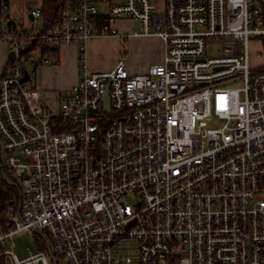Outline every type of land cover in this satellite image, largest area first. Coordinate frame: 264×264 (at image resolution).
<instances>
[{
	"label": "built area",
	"instance_id": "obj_1",
	"mask_svg": "<svg viewBox=\"0 0 264 264\" xmlns=\"http://www.w3.org/2000/svg\"><path fill=\"white\" fill-rule=\"evenodd\" d=\"M54 5L47 16L29 9L30 25H20L0 0V181L18 187L0 207V257L264 264V61L252 63L250 48L254 35L264 49V0ZM108 35L122 38L121 56L130 36H157L163 59L143 72L125 59L90 70L87 40ZM215 41L221 53L207 55ZM62 44L76 45L78 76L51 108L33 76L57 63ZM21 231L42 232L47 248L20 258Z\"/></svg>",
	"mask_w": 264,
	"mask_h": 264
},
{
	"label": "crops",
	"instance_id": "obj_2",
	"mask_svg": "<svg viewBox=\"0 0 264 264\" xmlns=\"http://www.w3.org/2000/svg\"><path fill=\"white\" fill-rule=\"evenodd\" d=\"M43 0H40V3L37 4V6L42 5ZM36 6V7H37ZM29 10V9H28ZM12 16L15 18V20L20 25H30L31 23V17L28 12V16L20 9H13ZM119 27L121 28V31L124 32L125 30L130 29V23L127 20H123L119 22ZM119 38V39H118ZM120 40L122 42L121 45H123V41L121 37L118 36H93L90 37L85 45V56L88 63V57H87V51H90L92 54V50H96V54L99 52H102L99 50L101 48L100 45H104V42L107 41H117ZM128 43V46H127ZM146 45V50L140 52L141 58L136 59V61H131V57L134 55V50H132L131 47H139L143 48ZM164 42L161 40V38L157 36H144V35H132L128 38V40L125 41V48H126V65L130 72H143L146 71L150 64L152 63H158L161 62L164 55ZM114 54L117 57L120 52L115 51ZM129 53V54H128ZM128 54V55H127ZM57 63L52 65H40L36 68L35 71V79L38 78L35 81V84L37 88L40 90L42 94V90H47L48 85L50 83L49 80H46V76L48 74L54 75L55 74V84H60L63 86L62 90L68 89L72 84H74L77 80L78 76V54H77V47L74 44H62L59 48H57ZM8 57V51L6 48L5 43L0 39V75L4 73L6 62ZM114 58L109 61L108 64H102L98 65V68H105V67H111L113 64ZM60 62V65H59ZM116 62V61H115ZM89 64V63H88ZM96 70H100L95 68ZM110 69V68H109ZM108 70V69H105ZM38 71V73H37ZM60 82V83H59ZM39 83L43 84L42 86H39ZM56 90H53L51 92H46L45 97L43 95V102L51 107L56 108L59 103V97L61 95L60 91H58V88H53Z\"/></svg>",
	"mask_w": 264,
	"mask_h": 264
},
{
	"label": "rangeland",
	"instance_id": "obj_3",
	"mask_svg": "<svg viewBox=\"0 0 264 264\" xmlns=\"http://www.w3.org/2000/svg\"><path fill=\"white\" fill-rule=\"evenodd\" d=\"M40 3V0H11V14L13 12V9H20L22 10L27 16H28V9H34L37 4ZM121 30V28H120ZM119 39V38H118ZM264 41V38H263ZM122 42L120 40L117 41H107L104 42V45H100L101 48H99L100 51L98 54H96V50H92V54L90 51H87V57H88V66L90 70H95V68L100 69V70H105V69H109L111 67H113V65L111 67H103V68H98V65H102V64H108L109 61H111L112 58H114L113 63H115V61L117 59H127V56H121L117 54L116 56L114 55L116 52L115 51H119L122 48ZM128 46V43H127ZM132 50L135 49L134 51V55L133 57L130 56L131 61H136V59H140L141 58V53L142 51L146 50V45L143 48H139V47H131ZM250 48L252 51V63H259L264 61V49L263 45H262V36H254L251 35L250 36ZM257 52L259 53V55H257ZM221 53V43L220 42H211L207 44V50H206V54L207 55H218ZM129 54V53H128ZM127 54V55H128ZM60 65V62H59ZM38 73V71H37ZM37 82H38V78ZM35 76H33V80L34 82L36 81ZM46 80H51L48 88H46L47 90H42V100L45 99L43 98V95L45 97V93L46 92H51L53 90V88H58V91H60L61 94L65 93V90H62L63 86H61L60 84H55V74L50 75L48 74L46 76ZM60 83V82H59ZM43 84L39 83V86H42ZM0 144L2 145V142L0 141ZM2 158H4V155L2 154ZM13 250L15 251V253L18 254V256L20 258L22 257H26L27 255H29L28 253V249L31 250L32 253H36L38 251L37 249V241H36V237L35 235L30 232V231H21L19 233H17L13 240ZM11 241H8L7 243V247H10ZM60 264H63V260H59ZM30 264H41V263H30Z\"/></svg>",
	"mask_w": 264,
	"mask_h": 264
},
{
	"label": "trees",
	"instance_id": "obj_4",
	"mask_svg": "<svg viewBox=\"0 0 264 264\" xmlns=\"http://www.w3.org/2000/svg\"><path fill=\"white\" fill-rule=\"evenodd\" d=\"M42 14L44 16L50 15L55 9L54 0H43ZM18 187L14 185H3L0 181V207H5L8 201L12 200L13 197L18 195ZM42 232L34 233L37 241L38 251H42L47 248L49 239L41 235ZM0 264H7L3 257H0Z\"/></svg>",
	"mask_w": 264,
	"mask_h": 264
},
{
	"label": "water",
	"instance_id": "obj_5",
	"mask_svg": "<svg viewBox=\"0 0 264 264\" xmlns=\"http://www.w3.org/2000/svg\"><path fill=\"white\" fill-rule=\"evenodd\" d=\"M135 28H138V23L135 24ZM26 79H27V74L24 73V75H23V77H22V80H26ZM107 88H108V85H107ZM107 91H108V90H106L105 98H104L106 109L109 108V99H108V96H107Z\"/></svg>",
	"mask_w": 264,
	"mask_h": 264
}]
</instances>
